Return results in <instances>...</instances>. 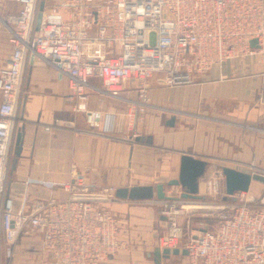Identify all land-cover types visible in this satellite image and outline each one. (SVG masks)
Listing matches in <instances>:
<instances>
[{
    "label": "built area",
    "instance_id": "obj_1",
    "mask_svg": "<svg viewBox=\"0 0 264 264\" xmlns=\"http://www.w3.org/2000/svg\"><path fill=\"white\" fill-rule=\"evenodd\" d=\"M16 1L20 6L14 21L6 24L12 52L0 71L4 237L13 243L22 235L39 236L49 264H106L126 247L110 206L117 198L115 186L72 174L62 186L63 197H37L17 206L7 193L31 55L67 76L70 94L78 100L76 110H87L92 77L101 79L102 91L113 96H122L132 80L139 97L132 100L130 113L140 119L151 105V80L186 84L214 64L264 54V0H61L45 6L39 29L40 0ZM224 180L222 165L216 166L207 179L208 194L222 198ZM244 193L237 191L238 200L232 202L208 203L176 194L159 200L167 230L158 237V246L187 248L188 264H264V193ZM206 203L217 217L214 228L201 226L186 236L181 212Z\"/></svg>",
    "mask_w": 264,
    "mask_h": 264
},
{
    "label": "crops",
    "instance_id": "obj_2",
    "mask_svg": "<svg viewBox=\"0 0 264 264\" xmlns=\"http://www.w3.org/2000/svg\"><path fill=\"white\" fill-rule=\"evenodd\" d=\"M19 6L16 0H0L6 29L0 28V46L7 47L2 69L13 46L6 24L13 23ZM90 82L87 110H76L78 100L70 94L67 76L38 57L28 65L21 104L22 110L26 99L21 119L26 123L24 146L7 183V193L17 206H27L37 197L65 196L62 186L72 174L116 188L163 182L168 194L180 195L181 186L167 185V181L179 176L183 152L206 159V170L218 160V166L264 174L263 53L214 64L186 84L169 86L151 80V105L139 120L130 113L132 100L139 97L132 80L122 96L103 92L97 77ZM172 116L173 125L168 123ZM135 131L150 140H136ZM205 173L200 177V191ZM244 192L261 195L264 182L252 180ZM110 206L126 247L106 264H188V254L182 252L157 261L158 237L167 230L157 196H117ZM47 262L39 236L22 235L9 243L0 225V264Z\"/></svg>",
    "mask_w": 264,
    "mask_h": 264
},
{
    "label": "water",
    "instance_id": "obj_3",
    "mask_svg": "<svg viewBox=\"0 0 264 264\" xmlns=\"http://www.w3.org/2000/svg\"><path fill=\"white\" fill-rule=\"evenodd\" d=\"M47 0H40L39 9L37 13L36 29H39L43 11L46 6ZM253 45H257V40L253 39L251 41ZM35 59L34 55H31L30 63H33ZM26 99L23 100V107L20 113V119L24 118V106ZM175 121V116H172L168 121L169 124L173 125ZM26 133V123L22 122L21 126L18 127L15 137L14 145V157L12 161V167L14 168L17 164L18 158L22 154L24 139ZM136 140L146 141L150 140L149 136L146 135H136ZM208 166V161L206 159L195 156L190 152H183L181 156V167L180 173L177 178H171L167 181V185H180L182 192L180 196L189 199H205L206 195L202 194L200 191V177L205 173ZM223 172L225 174V194L223 195V200L236 199L235 193L237 191H247L250 188L252 180H260L264 182V174L262 172L254 171H244L235 168L230 165L222 166ZM41 181V180H38ZM48 183V182H47ZM116 196L121 198L130 199H153L157 196L158 200L174 198V195L168 194L166 192V184L159 182L156 185L153 184H134L131 186H119L116 188ZM188 254L187 248H170V247H157L154 250V254L157 256V261L159 262L163 257H168L171 253Z\"/></svg>",
    "mask_w": 264,
    "mask_h": 264
},
{
    "label": "rangeland",
    "instance_id": "obj_4",
    "mask_svg": "<svg viewBox=\"0 0 264 264\" xmlns=\"http://www.w3.org/2000/svg\"><path fill=\"white\" fill-rule=\"evenodd\" d=\"M3 1V0H2ZM55 4V2L53 0H47L46 1V5H53ZM1 13H0V28H2V30H6L5 29V24H4V21L1 17ZM7 47L6 46H0V62H1V59H5V56H6V53H7ZM1 65V63H0ZM2 67L0 68V71H1ZM26 74H27V70H26ZM26 74H25V79H26ZM25 79H24V83H23V86L25 87ZM21 113V105H20V108H19V114ZM145 114V113H144ZM142 114L141 117L144 115ZM21 120V119H20ZM139 120V119H138ZM22 122H20L19 126H21ZM13 157H14V150H13V153H12V156H11V159H10V164H9V168H8V178H7V183L9 182V180H11V178L13 177V167H12V161H13ZM226 161L224 162H221V163H224L225 164ZM216 166H218V160H217V163H216ZM215 166V167H216ZM220 166V165H219ZM214 166H211L209 167V169L206 170V173H205V177H204V180H203V184H202V189H201V193L202 194H205L206 195V201L208 203H213V202H222L223 199L221 198V196H213L211 194H208V190H207V179L208 177L210 176V174L212 173V168ZM214 167V168H215ZM209 172V173H208ZM259 172V171H258ZM207 175V176H206ZM225 182V180H224ZM223 182V183H224ZM225 192V190H224ZM238 192H241V191H238ZM242 194V193H241ZM240 194V195H241ZM246 193H244L245 195ZM236 196V200H238V197L237 195ZM229 202H232V201H235L233 200L232 198L231 199H228ZM227 201V202H228ZM207 204V203H206ZM200 205V204H199ZM198 207V206H197ZM160 209H161V206H160ZM161 212V211H160ZM213 212V208L210 207V206H199V208L197 209H189V211L185 210L183 212H181L180 214V217H179V220L180 222L183 224L184 228H185V231H186V236L191 232L193 231V229H198L199 227L201 226H205V227H208L210 229H213L216 222H217V217L214 215ZM47 264H49L47 262Z\"/></svg>",
    "mask_w": 264,
    "mask_h": 264
},
{
    "label": "bare ground",
    "instance_id": "obj_5",
    "mask_svg": "<svg viewBox=\"0 0 264 264\" xmlns=\"http://www.w3.org/2000/svg\"><path fill=\"white\" fill-rule=\"evenodd\" d=\"M200 206H210V207H212L213 205H211V204H203V205H200Z\"/></svg>",
    "mask_w": 264,
    "mask_h": 264
}]
</instances>
